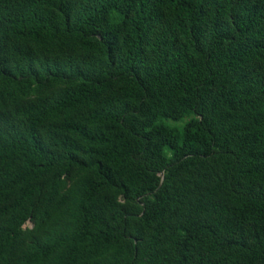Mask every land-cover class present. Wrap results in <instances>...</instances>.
Wrapping results in <instances>:
<instances>
[{
    "label": "trees",
    "instance_id": "obj_1",
    "mask_svg": "<svg viewBox=\"0 0 264 264\" xmlns=\"http://www.w3.org/2000/svg\"><path fill=\"white\" fill-rule=\"evenodd\" d=\"M0 264H264V0H0Z\"/></svg>",
    "mask_w": 264,
    "mask_h": 264
},
{
    "label": "water",
    "instance_id": "obj_2",
    "mask_svg": "<svg viewBox=\"0 0 264 264\" xmlns=\"http://www.w3.org/2000/svg\"><path fill=\"white\" fill-rule=\"evenodd\" d=\"M161 177V176H160Z\"/></svg>",
    "mask_w": 264,
    "mask_h": 264
}]
</instances>
